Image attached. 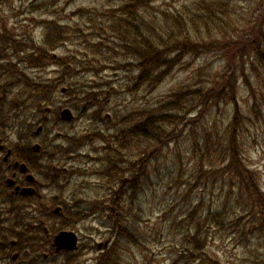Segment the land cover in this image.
<instances>
[{"label": "rangeland", "instance_id": "obj_1", "mask_svg": "<svg viewBox=\"0 0 264 264\" xmlns=\"http://www.w3.org/2000/svg\"><path fill=\"white\" fill-rule=\"evenodd\" d=\"M42 1L0 0V28L4 26L12 28L19 34H23L28 29L37 41H41L43 26L41 21L46 17L41 10L33 11L32 8L40 5ZM131 1L134 0H55L53 8L58 14L52 17L59 20L62 25L80 24L78 26L83 28L84 24L81 23L79 16L74 14L78 8L86 9L90 13L88 16L94 17L95 22H108L112 18L111 13L114 14L122 5ZM146 1L147 9L152 12L158 9L160 12H162L161 9L174 12L175 8H179L182 4L190 5L192 0ZM232 1L235 7L231 17L238 18L234 22V37L237 39L236 35L242 34V40L247 41L250 35L249 29H251L249 26L257 15L264 16V0ZM32 2L35 6L31 5ZM225 35L228 36L227 40L214 39L218 48L216 52L183 55L180 64L154 90L131 89L135 88L133 76L136 73L105 70L100 73L96 71L81 73L76 79L70 81L71 86L65 83L57 91L47 92L43 99L53 97L57 103H60L59 106L70 107L79 117L71 123L60 124L58 128H55L52 136L49 133L47 136L51 138L58 133L66 132L72 137L82 139L86 132L98 129L99 125L102 127L103 122H100L102 117L104 120L107 118L111 127L113 122L117 124L118 119H125L130 114L135 115L134 118L132 115L130 119L137 121L144 115L156 112V109H159L166 100H171L172 93L195 92L201 88L203 96H208L213 81L224 70L227 48L232 47L234 42L232 34L225 32ZM18 39L21 40L24 37L21 36ZM198 41L200 44L204 43L201 38ZM79 49L69 42L68 46L60 50V54L67 55L70 50L80 51L82 58H85V54ZM243 52H246L247 56H243L241 54ZM241 53L239 51L233 53L237 57V62H240V68L244 65L250 67L252 63H255L257 67L260 66L254 56L248 55L249 52L245 48L241 50ZM20 67L27 69L26 62ZM249 72L250 84L247 85L239 79L233 102L225 100L219 93H214L216 88L210 94L212 100L206 110L199 113L198 119L195 117L197 124L188 125L186 122L181 137L169 140L151 159L149 171L151 184L144 186L140 200L135 209H132L135 215L132 213L129 215V224H134L133 232L140 242L130 244L128 248L126 244L122 245L123 255L120 249L122 256L120 258L114 247L115 241L110 238L113 227H106L105 214L103 212L91 214L74 228L80 234V245L89 246L87 251L74 254L79 259V264H97L98 259L106 251L110 256L121 260L119 264H202L201 261L188 262L184 257L186 251L183 236L189 231L197 232L198 225L201 226L200 231L206 239L208 249L218 257V264H251L257 259L260 240L255 238H259L260 234L249 231L254 220L247 216L243 221L237 222L241 208L237 205L236 191L233 189L231 178L225 174L222 177L219 171H215L216 174H214L211 166L213 163L218 165L216 152L220 155L223 151L222 155H225L222 148L226 142V131L231 129L233 114L238 109L243 120L239 143L242 144L248 163L258 172L264 189V92L261 90L264 84V69L257 72L249 69ZM28 74L36 80L52 83L56 81L58 71L53 66L44 70H28ZM222 76L223 74L218 77V80ZM76 83L80 89L100 88L107 101L103 105L93 106L82 116L81 112L84 111L85 104L74 100L73 91L66 94L62 92V87L72 89ZM102 83L105 86L97 87V84ZM221 87L222 90L230 92L227 82L221 84ZM107 91H110L109 95ZM16 92L17 89L13 90L8 97L10 103H14ZM30 95L29 92L26 106L24 102L18 109L19 117L23 120H29V117L35 114L36 107ZM2 116L5 117L6 114L3 113ZM190 119L194 118L190 117ZM126 123H121V127L125 128ZM204 132L209 134L210 149H207L202 142L200 150L194 152L195 138L201 141ZM79 146L82 152L80 156L71 154L67 159L60 156L56 164L63 168L75 167L95 174L94 176L76 173L74 178L72 177V183H63V198L70 204L79 201V205L86 210L87 214L96 208L98 203L106 200L107 196L110 197L108 193H111L110 189L114 186L110 185L107 190L103 187L104 182L101 181V175L98 172L102 165L86 156L98 158L101 153V143L96 141ZM44 173H46L45 177H48L55 171L47 168ZM46 192L50 193L49 190ZM198 205L201 206L193 209ZM131 207L133 208L134 204ZM128 208L130 209V206ZM248 231L249 234L244 237L242 234ZM106 241H109L108 246H102L99 250L97 245L104 244Z\"/></svg>", "mask_w": 264, "mask_h": 264}, {"label": "trees", "instance_id": "obj_2", "mask_svg": "<svg viewBox=\"0 0 264 264\" xmlns=\"http://www.w3.org/2000/svg\"><path fill=\"white\" fill-rule=\"evenodd\" d=\"M54 1L43 0L40 5L32 8L33 11L41 10L46 17L41 21L43 25L41 41H37L28 29L22 35H15L8 27L0 28V61L11 60L5 58L10 55L6 52V47H19L25 54L24 60L27 64L25 70L11 62L0 64V80L17 76L21 82L25 83L27 94L31 93L30 98H33L36 107L43 102V97L54 84L32 78L28 70H44L55 66L58 71L56 81L60 86L65 83L71 86L70 81L76 79L81 73L123 70L136 73L133 76L135 88L131 89L154 90L180 64L183 55L216 52L218 48L214 39L227 40L228 36L225 32L232 34L234 39L232 47L227 48L225 53V66L221 73L223 76L219 80L218 77L221 74L215 78L208 96H203L201 88L195 92L172 93L171 100H166L159 109H156V112L144 115L137 121L133 119L135 115L130 114L125 119H118L117 124L113 123L114 128H105L103 125L101 128L86 132L82 139L68 138L69 147L61 150L67 156L80 144H92L96 141L101 143L104 154L99 160L103 162V165L98 172L106 190L110 185L114 187L111 193H108L110 197L107 196L106 200L98 203L93 210L104 209L109 216L111 226L117 232L114 247L121 258L122 245L126 244L128 248L130 244L140 242L133 232L134 224H129V215L130 213L135 215L132 209H135L140 200L144 186L151 184L149 171L152 163L150 164V161L155 153L169 140L181 137L186 122L188 125L197 124L199 113L206 110L212 100L210 94L216 88L214 93H219L225 100L233 102L239 79L248 85L250 84L249 69L254 72L264 69V16L257 15L249 26L251 29H249L248 40L243 41L242 34L236 35L237 39L234 37V22L238 18L231 17L235 7L232 0H192L190 5L182 4L179 8H175L174 12L164 9H161L162 12L160 9L152 12L147 9L146 0H134L122 5L114 14L111 13L112 18L108 22H95L94 17L88 16L90 13L86 9L78 8L74 14L79 16L81 23L84 24L83 28L78 26L80 24L62 25L59 20L53 19L52 15L58 14L53 8ZM157 1L162 0L155 2ZM31 5L35 6L33 2ZM20 36L24 39H18ZM199 38L204 40V43L200 44ZM69 42L73 43L77 49L80 48L86 57L82 58L80 51L70 50L67 55L60 54V50L68 46ZM244 48L249 52L250 57H255L260 66L257 67L255 63H252L250 67L244 65L240 68V62H237V57L233 53L236 51L241 53ZM241 54L247 56L246 52ZM224 82H227L230 92L222 90L221 84ZM101 86L105 84H97V87ZM67 88L68 92H74V100L85 104L86 112H89L93 106L103 105L107 101L100 88L80 89L77 83L74 84L73 90L70 87ZM261 90L264 92V84ZM110 91H107L108 95ZM28 97L27 95L26 101ZM132 115L133 118L130 119ZM102 121H104L103 117L100 119V122ZM121 122H127L124 125L125 128L117 127ZM242 126L243 120L239 110L236 109L230 123L231 129L226 131V142L222 148L225 155H222L223 151L220 155L216 152L218 165L213 163L211 166L214 174H216L215 171H219L222 177L225 174L231 178L233 189L236 191L237 205L241 208L237 222L243 221L247 216L254 220L249 231L260 234L259 238H255L260 240V249L257 259L251 264H264V189L258 172L248 163L242 144L239 143ZM208 137L209 134L204 132L201 141L195 138L193 151L200 150L202 142L207 149H210ZM50 176L52 179L49 182L61 184L60 178L65 180V183L68 180L63 168L60 169V173ZM60 193L43 197L41 228L35 227V214L26 210L24 214L19 213L18 216L21 217H18L19 225L28 222V233H34L35 242L39 241L38 247L32 248L33 251L27 249L26 253L43 255L47 248L52 249L50 244L54 234L63 229L72 228L82 217L88 216L85 213L86 210L79 205V201L70 204ZM29 202L30 200H27L28 204ZM56 206H62L60 215L53 212ZM200 206L193 209H198ZM198 228L197 232L189 231L183 236L186 251L184 257L192 263L201 261L202 264H218V257L210 252L206 239L202 236L201 226L198 225ZM249 231L242 235L247 237ZM11 237H14V234H11ZM27 239L30 240L31 237L28 236ZM68 260L67 264H79L76 256ZM120 261L107 253L97 264H119Z\"/></svg>", "mask_w": 264, "mask_h": 264}, {"label": "flooded vegetation", "instance_id": "obj_3", "mask_svg": "<svg viewBox=\"0 0 264 264\" xmlns=\"http://www.w3.org/2000/svg\"><path fill=\"white\" fill-rule=\"evenodd\" d=\"M5 50L10 54L5 58L11 60H2L0 64L11 62L21 68L26 62L21 48L6 47ZM15 89L17 92L14 103H10L8 97ZM52 89L54 87L49 88L48 92ZM26 90L25 83L17 76L0 80V264H44L45 259L52 261L51 264H67L75 252H85L89 247L80 245V234L74 230L82 221L71 229L79 236V245L74 253L67 250L56 252L54 234L50 244L52 249L47 248L46 252L49 254L45 255L26 253L27 249L33 251L32 248L38 247L39 241L35 242L34 233H28V222L19 225L18 215L24 214L26 210L35 214V227H42L43 197L58 192L64 195L63 184L49 182L52 177H45L44 171L52 168L54 175L60 173V166L56 161L60 156L66 157L61 151L64 142L60 143V140H64L67 133H58L51 138L47 136V133L52 136L55 128L65 123L61 118L60 103L49 97L50 99L36 107L35 114L29 120H23L19 117L18 109L24 102L26 106ZM3 113L6 116L1 118ZM63 170L67 172L68 180L65 184L72 183L73 169L64 167ZM27 190L33 193L25 192ZM27 200H30L29 204ZM11 234L14 237L10 238ZM28 236L31 237L30 240L27 239ZM7 239L10 241H6ZM102 246L106 247L107 243L97 245L99 250Z\"/></svg>", "mask_w": 264, "mask_h": 264}, {"label": "water", "instance_id": "obj_4", "mask_svg": "<svg viewBox=\"0 0 264 264\" xmlns=\"http://www.w3.org/2000/svg\"><path fill=\"white\" fill-rule=\"evenodd\" d=\"M73 114L69 109H66L62 113V118L64 120H72L73 119ZM25 192L28 193H33L31 190H27ZM59 209H57V212ZM78 236L74 232H68V231H63L60 232L56 238L54 245L57 247V251L66 249V250H75L78 246Z\"/></svg>", "mask_w": 264, "mask_h": 264}]
</instances>
